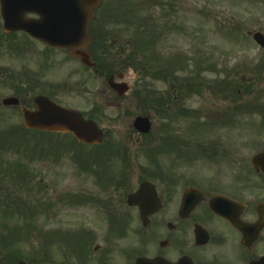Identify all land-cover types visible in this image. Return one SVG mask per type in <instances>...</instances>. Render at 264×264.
Wrapping results in <instances>:
<instances>
[{
	"label": "rangeland",
	"instance_id": "1",
	"mask_svg": "<svg viewBox=\"0 0 264 264\" xmlns=\"http://www.w3.org/2000/svg\"><path fill=\"white\" fill-rule=\"evenodd\" d=\"M105 1L102 7L109 10V14L118 7L125 12L124 16L117 18V24H110V19L104 24L115 32L124 30L129 37L133 34V42L122 43L120 53L118 40L112 41L114 47L110 42L109 48L113 51L103 55L105 65L95 76L64 52L48 50L23 33L7 39L2 31V22L0 24V70L18 78L33 74L36 78L33 84L47 85L56 100L85 114L98 113L101 127L108 135L104 144L95 150L73 145L71 138L45 143L33 134L27 136V144H21L11 135H5L6 127L21 124V117L17 111L2 107V96L11 91L0 89V162L6 165H0V182L4 181V185L9 187L16 185L18 190L14 192L18 193L21 203H18L20 206L12 203L14 199L10 196L8 202L0 203V264H19L20 261L36 264L33 263L36 256L48 258L44 264H92L99 259L100 256L86 257L94 255L96 245L106 248L102 237L109 228L105 209L91 205L94 202L104 205L102 198L107 197L94 178L93 170L98 168V162L93 159L109 147L116 148L113 156L115 168L111 170L118 172L113 175L119 174L121 169L152 171L176 161V168L170 169L178 170L182 175L193 173L219 179L229 169L225 159L209 162L199 157L197 161H189L180 158L176 149L183 143H188V149H192V143L195 144L199 136H221L235 151L244 144L241 153L248 157L264 148V131L259 129L263 115L245 108L237 112L238 103L230 96L233 89L226 90L228 83L250 77L256 69L257 82L253 84L256 93L246 97L244 105L246 107L249 102L256 104L259 100L264 108V68L260 65L264 61V50L247 35L248 31L264 30V0H172V9L164 2L163 11H169L171 28L166 29L164 37L156 38L159 40L154 48L163 62L165 59L176 60V55L183 56V71L166 79L147 76L146 70L156 69V64L145 60L152 54L148 46L141 44L145 41L144 15L147 11L154 14L158 10L151 4L144 12H135L133 22L134 15L126 12L125 3L128 1L130 10L131 2L138 4L139 0ZM99 15L107 17V13L100 12ZM232 26H244L245 31H232ZM137 46L142 47L137 49ZM137 58L144 63V66H139L138 73L131 67V64L134 67L139 65ZM107 67L112 68V72L124 74L131 89L129 96L119 99L109 88L107 77L101 75L102 69ZM194 76L196 83L191 85L190 79ZM173 88L177 91L176 97L171 92ZM217 90H225L228 95ZM135 96L137 100L134 101ZM154 100L164 101L160 114L155 110L157 104ZM113 103L120 107H113ZM141 114L150 115L154 125L150 134L138 137L132 125L135 117ZM196 123L207 124L211 131L202 136L191 128ZM166 133L185 141L171 149L163 144ZM42 154L45 157L40 161L38 157ZM102 156L104 152L99 154ZM6 159L11 162L2 161ZM83 192L87 193V198H93L84 200L80 206H71L60 199L66 193L77 197ZM52 202L57 203L55 209L49 215L39 212L37 223H33V209L47 207ZM18 207L20 211L13 215ZM80 230L93 233L87 249L89 254L84 253L82 258L57 237L66 232L79 233Z\"/></svg>",
	"mask_w": 264,
	"mask_h": 264
},
{
	"label": "flooded vegetation",
	"instance_id": "2",
	"mask_svg": "<svg viewBox=\"0 0 264 264\" xmlns=\"http://www.w3.org/2000/svg\"><path fill=\"white\" fill-rule=\"evenodd\" d=\"M24 77L0 70V89H10L9 96L19 100L5 109L17 111L22 121L23 110L33 111L38 96L56 101L47 85L33 84V74ZM232 165L221 183L178 170L123 171L114 180L106 213L110 248L94 250L100 256L96 264H137L140 258L158 264H264V171L242 154ZM145 181L152 185L144 202L149 214L142 220L139 207L127 205L126 192ZM118 238L125 249L112 248Z\"/></svg>",
	"mask_w": 264,
	"mask_h": 264
},
{
	"label": "water",
	"instance_id": "3",
	"mask_svg": "<svg viewBox=\"0 0 264 264\" xmlns=\"http://www.w3.org/2000/svg\"><path fill=\"white\" fill-rule=\"evenodd\" d=\"M100 0H1L4 29L6 32L22 30L34 38L54 47L75 48L76 56L88 64L89 56L81 52L88 44V23L93 8ZM35 13L40 19L25 17ZM261 44L263 40L256 36ZM38 111L25 113L26 125L39 130L71 132L80 141L96 144L101 141L102 132L93 122H86L80 114L63 109L47 99L37 101ZM136 127L147 131L146 120L138 119Z\"/></svg>",
	"mask_w": 264,
	"mask_h": 264
}]
</instances>
